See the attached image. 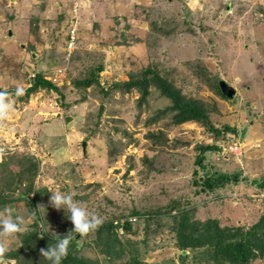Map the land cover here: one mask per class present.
Wrapping results in <instances>:
<instances>
[{"label": "rangeland", "instance_id": "1", "mask_svg": "<svg viewBox=\"0 0 264 264\" xmlns=\"http://www.w3.org/2000/svg\"><path fill=\"white\" fill-rule=\"evenodd\" d=\"M70 30L77 40L67 62ZM146 68L206 103L223 136L197 121L174 124L152 85L143 101L116 85ZM37 73L57 89L26 95ZM88 77L97 82L78 84ZM219 80L234 88L231 98ZM0 92L10 105L0 113V212L13 208L27 224L8 253L35 228L72 234L67 212L50 202L57 191L105 223L130 220L117 237L151 264H206L191 251L180 260L172 228L180 210L244 229L264 215L255 182L264 175V0H0ZM202 145L216 148L199 162ZM33 160L35 173H22ZM208 175L222 178L213 190L202 183ZM101 242L94 230L70 248L124 264L106 260ZM0 264L28 263L5 255Z\"/></svg>", "mask_w": 264, "mask_h": 264}, {"label": "trees", "instance_id": "2", "mask_svg": "<svg viewBox=\"0 0 264 264\" xmlns=\"http://www.w3.org/2000/svg\"><path fill=\"white\" fill-rule=\"evenodd\" d=\"M101 69V66H99L96 71L98 72ZM91 82H97V79L88 77L80 80L78 84L89 86ZM219 82L217 83L219 94L225 97ZM116 85L121 86V91L133 88L138 90L142 101L149 93V87L152 85L158 89L163 97L170 101L171 104L167 109L173 113L174 124L197 121L205 125L216 139L223 136L221 129L214 127L210 121L206 103L185 96L169 80L163 78L151 68L144 69L140 77L129 79L119 84L116 83ZM40 88L57 89L50 80L44 78L42 73H37L33 76L31 84L25 93L29 95ZM214 148L216 147L212 145H202L199 162L203 152ZM35 170L36 163L33 160V163L29 162L27 170H23L22 173L29 172L28 174L33 175ZM18 173L15 172V174ZM220 180H222L221 177L213 178V176L208 175L203 178L202 183L205 189L213 190L220 183ZM255 182L263 187L264 175L260 179H256ZM6 201L7 199L3 202ZM30 203H35L33 198H31ZM173 218L174 225L172 228L175 230L176 235L175 245L179 250L182 262L190 256L188 253L190 251L198 255L199 260L205 261L206 264H249L250 261L264 256V215L247 229L241 226L221 227L219 221L214 218L194 219L190 210H180ZM130 223V220H124L123 222L111 220L106 223L103 222L95 229L98 239L102 241L103 248L101 249L105 254V259L113 261L123 260L124 264H151L141 258L134 243L129 240L124 243L117 237L116 228L119 227L124 229V231H129ZM36 224L37 222H35ZM71 235H73V239L70 244H74L79 235L73 233ZM58 238L41 236L39 228H35L34 231L22 236L21 245L18 249L7 252L5 255L28 264H51L49 260L41 255V249L54 245ZM70 244L68 253L62 259L61 264H101L98 260L75 254L70 248Z\"/></svg>", "mask_w": 264, "mask_h": 264}, {"label": "clouds", "instance_id": "3", "mask_svg": "<svg viewBox=\"0 0 264 264\" xmlns=\"http://www.w3.org/2000/svg\"><path fill=\"white\" fill-rule=\"evenodd\" d=\"M22 94L23 89L17 88L15 95ZM6 96V92H0V113L2 114H6L10 108V105L4 100ZM50 202L54 208L63 209L64 212H67V219L73 225L71 229L73 234L85 236L103 223L101 217L75 203L71 194H65L59 191L51 193ZM26 230L27 224L25 217L17 214L15 209L5 208L0 212V259L5 257V254L9 251V245L16 239L17 234ZM72 239L73 235L71 234L59 237L54 245L47 246L46 249H41V255L49 260L51 264H61L62 259L68 253L69 244Z\"/></svg>", "mask_w": 264, "mask_h": 264}, {"label": "built area", "instance_id": "4", "mask_svg": "<svg viewBox=\"0 0 264 264\" xmlns=\"http://www.w3.org/2000/svg\"><path fill=\"white\" fill-rule=\"evenodd\" d=\"M76 39H77V32L76 30H70V32L67 33V39L65 41V56L64 60L69 61L70 54L76 47ZM61 70H58L57 75L53 76V81H55L57 78L61 77ZM45 78L49 79V76H45ZM262 196V195H261ZM264 197V196H263Z\"/></svg>", "mask_w": 264, "mask_h": 264}, {"label": "water", "instance_id": "5", "mask_svg": "<svg viewBox=\"0 0 264 264\" xmlns=\"http://www.w3.org/2000/svg\"><path fill=\"white\" fill-rule=\"evenodd\" d=\"M219 83H220V87H221V91H222V93H223L226 97L231 98V97L233 96V94H234V91H235L234 88L231 87L230 85L224 83L222 80H221ZM102 109H103V106H100V107H99V113H98L97 118H99V115H100ZM67 119H68V118H67ZM82 148L84 149V143L82 144Z\"/></svg>", "mask_w": 264, "mask_h": 264}]
</instances>
